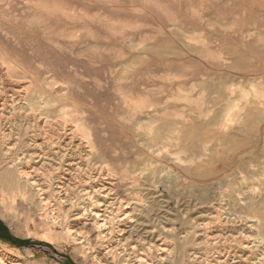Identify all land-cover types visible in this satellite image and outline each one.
Listing matches in <instances>:
<instances>
[{
  "label": "rangeland",
  "instance_id": "obj_1",
  "mask_svg": "<svg viewBox=\"0 0 264 264\" xmlns=\"http://www.w3.org/2000/svg\"><path fill=\"white\" fill-rule=\"evenodd\" d=\"M117 89L148 107L131 117ZM260 91L264 0H0V134L41 153L28 163L41 190L12 198L0 181V221L26 242L0 236L1 264H264V153L238 172L218 145L205 176H187L175 153L193 140L150 143L170 120L155 111L185 110L199 141L232 104L221 133L255 150Z\"/></svg>",
  "mask_w": 264,
  "mask_h": 264
},
{
  "label": "bare ground",
  "instance_id": "obj_2",
  "mask_svg": "<svg viewBox=\"0 0 264 264\" xmlns=\"http://www.w3.org/2000/svg\"><path fill=\"white\" fill-rule=\"evenodd\" d=\"M121 90H123V89H117V92H118V95H119V99H120L119 102L121 103V105L125 106L124 108L127 110V112L129 113V115L131 117L142 113L145 110V108L148 107L149 103H146L145 101L140 100V99H135V98L129 97L126 92L121 91ZM62 91H64V89H62ZM215 91L218 94H220L223 98H225V97L227 99L230 98L229 93H227L226 90L224 88H221L220 86H218ZM203 96H204V94H203ZM261 96L264 97V91H262V92L260 91V95L258 97H261ZM184 98L187 99V96L185 94H184ZM40 106H43V105H40ZM257 107H259V106H257ZM261 107H263V106H261ZM30 109H33V107L31 106ZM232 109H233V105L229 104L227 106V108L225 110H223V112H220L218 114V116L215 115L212 118L211 121L208 122L206 120L207 122H205L206 123L205 125L207 127L209 126L210 129H213L215 131V133L209 134L205 138L200 139L199 141L197 140L199 138L194 136V135H192L191 132L186 127V123L185 122L188 120L187 116L189 114L185 110H178V109L170 108V109H164V110H160V111L159 110L155 111V113H153L154 114L153 116H156V117L162 119L163 122H164L165 119H170V120H169L168 123H163L161 128H159L156 131V134H154L150 138V143L153 144V145L154 144L157 145V144L160 143L162 146L165 147L167 145H170L173 141H174V143H173L174 145H176V141L185 142V143L187 142L186 143V145H187L189 143L188 142L189 140H193V142H191L186 148H184V149H180L179 148V149L176 150V153H175L177 159L185 163V166L183 167V171H184L183 173H185L187 176H200V177L205 176L204 172L202 171V168L207 167L208 164L212 160L211 158H207L209 156L208 153H213V151L215 152L217 150L216 147L218 145L222 146V148H223L222 149V153L223 154H226V153L230 152L229 156L225 157V155H223V162H222L223 166H222V169L225 168L226 166H234L238 172H243L245 170L251 169L257 163H259L261 161L260 158H262L261 154L264 153V145L262 144L261 147H256L255 150H250V151L247 152L248 149H246V151H245L244 150L245 149L244 145L248 142V140H245V141L238 140L236 138L237 135H235L233 133L232 134L221 133V129H223L225 127L226 121L228 120V117L231 115L230 113H231ZM61 110L59 112L60 115H62L61 114ZM47 111H49V110H47ZM208 112H209V109H206V110L200 109L198 111V115H205V116L208 117V114H209ZM41 114H42V112H41ZM58 116H59V114H58ZM257 116H258V114H257L255 108H252V107L248 108L246 110V113H245L244 117H243V125L240 126V128H241L240 130H244V128L248 124L247 122L255 119ZM2 117H3V114H2V112L0 110V119H2ZM183 124H185L184 128H182ZM180 125L182 126L181 128H180ZM84 129H86V128H84ZM84 129L82 128V130H84ZM144 129L147 132H149V131H151L153 129V127L150 124H148V125L145 126ZM82 130H81V134L83 135V137L87 141L90 149H94L95 144L92 142L93 140H91L90 137H89V136H91V135H89L90 133L88 134L86 131H82ZM77 133L79 134L80 132H77ZM8 137H9V134H7V133L2 132L0 134V181L2 182V185H1L2 188L5 190V195H7L8 197H12V198H14L17 195H22L24 193V190L26 189L25 186H26V184L28 185V183H29V185H34V186L36 185L38 187L37 190H41L39 184H37L33 180H30L31 177H30V173L28 171V169H29L28 163L31 160H33L34 157L38 158V160H40L41 159V155H39V154H41V153H39L38 151H33L32 153H30V152L28 153V151L25 152V153L22 152V151L18 152L16 150L13 151L9 147L5 146V144H8V142H7ZM192 138H194L195 140L192 139ZM238 147H242L241 150H235ZM39 151L41 152V150H39ZM93 151H95V150H93ZM234 152H235V154H234ZM182 154H184L183 157L181 156ZM85 156H86V154H85ZM217 159H218V157H217ZM85 163L87 164V161ZM213 163H214V161H213ZM98 164H99V162H98ZM103 168L104 167H102V169ZM97 169H99V167ZM255 170H256V168H255ZM126 175H127V173H126ZM22 179H25L27 181L25 183H23ZM107 189H109V188H107ZM261 205H262L261 207H254L253 208L254 209L253 212L256 215H258L259 217H261V215H262V212H263V209H264V202ZM253 209H251V210H253ZM96 215L98 216L97 213H96ZM96 215H94V217ZM74 222L77 223V224H80L81 223L80 217L79 216L75 217L74 218ZM96 223H97V221H96ZM90 224H92V222ZM80 225H82V224H80ZM85 225H88V224H85ZM85 231H86V229H85ZM99 234H100V231L98 229L96 235H99ZM262 234H263V237H264V228L262 229ZM96 251L94 252V254L96 255L97 258H100L101 257L100 253L96 252ZM0 264H1V262H0Z\"/></svg>",
  "mask_w": 264,
  "mask_h": 264
},
{
  "label": "trees",
  "instance_id": "obj_3",
  "mask_svg": "<svg viewBox=\"0 0 264 264\" xmlns=\"http://www.w3.org/2000/svg\"><path fill=\"white\" fill-rule=\"evenodd\" d=\"M0 236H2L6 240L12 242L13 244L26 243V242L18 241L16 239H14L13 237H11L10 234L8 233L7 229L2 224L1 221H0Z\"/></svg>",
  "mask_w": 264,
  "mask_h": 264
}]
</instances>
